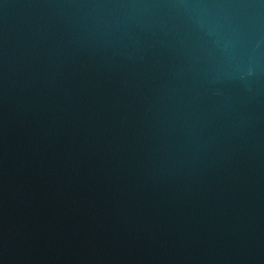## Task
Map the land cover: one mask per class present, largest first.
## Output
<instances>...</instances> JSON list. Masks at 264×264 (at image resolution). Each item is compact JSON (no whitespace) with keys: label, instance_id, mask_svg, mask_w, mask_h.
<instances>
[{"label":"water","instance_id":"obj_1","mask_svg":"<svg viewBox=\"0 0 264 264\" xmlns=\"http://www.w3.org/2000/svg\"><path fill=\"white\" fill-rule=\"evenodd\" d=\"M0 264H264V0H0Z\"/></svg>","mask_w":264,"mask_h":264}]
</instances>
